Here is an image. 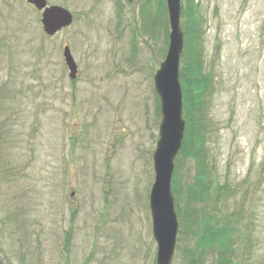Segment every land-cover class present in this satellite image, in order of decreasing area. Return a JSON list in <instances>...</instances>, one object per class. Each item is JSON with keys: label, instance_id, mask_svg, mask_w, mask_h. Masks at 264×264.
<instances>
[{"label": "rangeland", "instance_id": "1", "mask_svg": "<svg viewBox=\"0 0 264 264\" xmlns=\"http://www.w3.org/2000/svg\"><path fill=\"white\" fill-rule=\"evenodd\" d=\"M26 1L0 0V264H156L165 0H47L73 17L53 37ZM180 22L171 264H264V0H180ZM191 70L200 102L182 84Z\"/></svg>", "mask_w": 264, "mask_h": 264}, {"label": "water", "instance_id": "2", "mask_svg": "<svg viewBox=\"0 0 264 264\" xmlns=\"http://www.w3.org/2000/svg\"><path fill=\"white\" fill-rule=\"evenodd\" d=\"M28 3L39 11L43 10L41 24L48 36H53L72 22L70 13L65 9L46 8V0H28ZM166 7L170 27L169 44L165 59L153 78L161 116L159 139L153 154L154 183L149 197L152 235L157 246L156 264H171L175 251L178 222L170 184L174 159L181 148L185 127L179 83V59L183 50L180 0H166ZM63 57L69 77L74 79L77 69L67 47L63 50Z\"/></svg>", "mask_w": 264, "mask_h": 264}, {"label": "trees", "instance_id": "3", "mask_svg": "<svg viewBox=\"0 0 264 264\" xmlns=\"http://www.w3.org/2000/svg\"><path fill=\"white\" fill-rule=\"evenodd\" d=\"M162 2H161V5L163 4V0H161ZM190 12L192 13V11L190 10ZM197 18H196V15L193 17L192 15H190V22H189V26H188V34H187V40H186V49L189 51V48H188V46L190 47V49L192 50H195V46H194V43H195V28H196V30L198 29V23H197ZM198 31V30H197ZM192 32H194L193 34H191ZM199 33V32H198ZM187 44H188V46H187ZM188 51H186L187 53H189ZM194 59H196V56H194ZM195 66V68H196V70H198V66H197V64L194 62V63H192L191 65H190V67L193 69V67ZM182 74H183V71L181 70L180 71ZM183 76H184V74H183ZM188 76H189V78H187V80H189V81H187L185 78L183 79V81H182V84L183 85H186V89H187V93H189V91H190V88H191V93H194L195 92V95H196V97H197V94L199 95L197 98L199 99L198 101L200 102V100L202 99V94H201V89H200V87H197V89H196V86H197V84L196 83H198L197 82V80L196 81H194V82H192V81H190V79H192V78H194V77H196V74H193L192 73V70L190 71V75L188 74ZM191 82H192V84H191ZM206 85H207V80H206ZM192 105H190V103L189 104H187L186 105V110H188L189 111V109H190V111H189V118L190 117H193V115H194V111H193V109H194V107H195V105H194V103H191ZM188 111H185V112H188ZM189 125H190V123H188L187 122V126L189 127ZM195 144L193 143V141L192 142H190V146L192 147V146H194ZM187 146H189L188 145V139L187 140H185L184 141V145H183V147H184V150L187 148ZM196 148V147H195ZM208 225L206 224V223H204V227H207ZM231 264H234L233 263V261H232V259H231Z\"/></svg>", "mask_w": 264, "mask_h": 264}]
</instances>
